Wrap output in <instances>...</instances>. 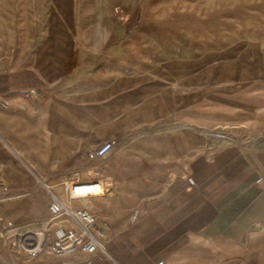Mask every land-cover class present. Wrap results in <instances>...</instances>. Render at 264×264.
Listing matches in <instances>:
<instances>
[{
  "label": "crops",
  "instance_id": "crops-1",
  "mask_svg": "<svg viewBox=\"0 0 264 264\" xmlns=\"http://www.w3.org/2000/svg\"><path fill=\"white\" fill-rule=\"evenodd\" d=\"M39 13L38 0H0V98L7 103L0 108V211L29 229L50 216L49 183L92 164L89 152L105 141H89L87 120L72 116L69 94L102 96L115 78L135 76L123 73L128 53L109 56L101 45L95 71L87 72L85 43L72 57L70 42ZM173 13V22L164 19L176 33L173 71L166 63L164 72L180 80L176 107L190 109L186 118L198 123L201 80L204 123L245 125V133L230 140L188 133L185 144L154 160L159 166L103 203L108 257L74 252L30 264H264V0H175ZM182 93L190 94L189 105ZM108 174L106 187L116 186Z\"/></svg>",
  "mask_w": 264,
  "mask_h": 264
},
{
  "label": "rangeland",
  "instance_id": "rangeland-1",
  "mask_svg": "<svg viewBox=\"0 0 264 264\" xmlns=\"http://www.w3.org/2000/svg\"><path fill=\"white\" fill-rule=\"evenodd\" d=\"M38 4L39 21L44 24L46 21L53 23L55 31L60 32L59 35L70 42L72 57L78 58V44L85 43L87 72L95 71L94 55L99 53L96 52L101 45L103 53L109 56L114 53L119 58L128 53L127 63L121 65L124 69L128 66L129 72L123 73H131L130 70L135 73V76L115 78L102 96L99 94L96 97L95 92L90 90L69 94L72 116H83L87 120L86 132L89 141L96 145L103 140L116 142L115 152L112 151L114 154L111 152L105 158L94 160V163L79 170L83 177L91 178V172L94 173L98 168L103 174L102 179L106 175L110 176L108 173L112 172L118 180L116 186L105 189V195L90 199L93 210L99 215L105 209L103 203L114 201L129 186L139 182L145 168L150 165L159 166L160 161L154 160L175 150L177 144H185L189 139L188 133L224 140H230L234 133H245V125L204 123L202 117L207 112L206 90L201 80L199 88L204 91L199 93V102L203 107L196 110L200 117L198 123L190 124V119L186 118L190 117L185 114L190 109L183 108L181 111L176 107L175 101L178 102L181 95L180 80H176L175 72H164L166 63V70L173 71L176 33L173 23H164V19L167 17V20L171 19L168 22H173L175 0H38ZM160 9L167 15L160 13ZM113 45L117 47L113 48ZM103 62L109 63L106 57ZM8 63L9 55L6 60V64ZM111 67L113 65L109 63L108 69ZM24 93L26 96L36 97V90H26ZM182 96L184 104L189 105L190 94L182 93ZM133 118L144 119L145 123H128ZM116 121L119 124H115ZM160 140L167 141L168 145L161 146ZM117 163L120 167L115 169ZM131 164L133 173L139 170L132 177V172L126 173L124 168H130ZM65 176L50 182L48 186L67 201L68 193L62 182ZM126 177L130 179V183L127 181V185H124ZM44 224L45 222L37 229L25 228L16 221L5 218L0 211V264H30L60 255L48 250L29 256L15 247V235L37 231ZM68 224L65 216L60 226L64 228ZM75 252L81 253L79 250Z\"/></svg>",
  "mask_w": 264,
  "mask_h": 264
},
{
  "label": "built area",
  "instance_id": "built-area-1",
  "mask_svg": "<svg viewBox=\"0 0 264 264\" xmlns=\"http://www.w3.org/2000/svg\"><path fill=\"white\" fill-rule=\"evenodd\" d=\"M6 107L7 103L0 98V108ZM115 148L114 140H106L93 148L89 152V157L92 160L105 158ZM101 173L97 168L93 175H90L91 178L83 177L79 171L67 174L62 182L68 193V200L65 201L52 190L50 216L39 230L18 234L16 236L18 246L29 256L48 250L59 254L79 250L88 258L108 257L106 243L109 240L111 224L93 210L90 204V199L102 195H92L86 189V184H91V189L99 188L103 178ZM189 181L192 182V179L189 178ZM65 216L69 224L62 228L60 224ZM156 264H164V261Z\"/></svg>",
  "mask_w": 264,
  "mask_h": 264
},
{
  "label": "bare ground",
  "instance_id": "bare-ground-1",
  "mask_svg": "<svg viewBox=\"0 0 264 264\" xmlns=\"http://www.w3.org/2000/svg\"><path fill=\"white\" fill-rule=\"evenodd\" d=\"M90 185L91 184H86V186H87L86 189L88 190V192L90 194H92V195H102V196L105 195L104 194V191H105V189H107V187H106V183H105L104 179L101 180V184H100L99 188L91 189V186ZM14 244H15V247L18 250L22 251V249H20V247L17 244L16 235H15Z\"/></svg>",
  "mask_w": 264,
  "mask_h": 264
}]
</instances>
